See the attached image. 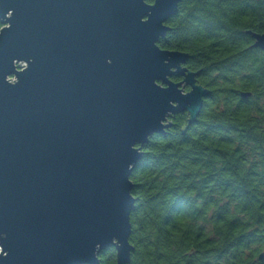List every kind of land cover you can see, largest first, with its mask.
<instances>
[{
  "label": "water",
  "instance_id": "water-1",
  "mask_svg": "<svg viewBox=\"0 0 264 264\" xmlns=\"http://www.w3.org/2000/svg\"><path fill=\"white\" fill-rule=\"evenodd\" d=\"M181 1L0 0V264L131 262L132 171L210 94L159 45Z\"/></svg>",
  "mask_w": 264,
  "mask_h": 264
},
{
  "label": "trees",
  "instance_id": "trees-1",
  "mask_svg": "<svg viewBox=\"0 0 264 264\" xmlns=\"http://www.w3.org/2000/svg\"><path fill=\"white\" fill-rule=\"evenodd\" d=\"M167 25L160 47L188 52L210 94L132 171L129 264H264V50L247 34L264 33V0H182ZM99 257L116 264L115 247Z\"/></svg>",
  "mask_w": 264,
  "mask_h": 264
},
{
  "label": "flooded vegetation",
  "instance_id": "flooded-vegetation-1",
  "mask_svg": "<svg viewBox=\"0 0 264 264\" xmlns=\"http://www.w3.org/2000/svg\"><path fill=\"white\" fill-rule=\"evenodd\" d=\"M171 19V18H170ZM169 19V20H170ZM168 20V21H169ZM168 23V22H167ZM261 33V32H260ZM248 34V33H247ZM249 35H251V34H249ZM251 37H252V35H251ZM252 39H253V41L252 42H254L255 41V39L252 37ZM170 50H176V49H170ZM182 51V50H181ZM186 52V51H185ZM189 59L190 58H188L187 59V61L185 62V63H183V66H185V67H187L188 68V62H189ZM198 77H199V74H198V76H197V82L199 81L198 80ZM170 78L172 79V80H174V81H176V82H179V81H182L183 79H184V76L183 75H180L179 73L177 74V73H174L172 76H170ZM181 88H183V90H185V91H188L189 89H190V86L188 85V84H186L185 82L184 83H182L181 84ZM181 113V112H180ZM187 113V112H186ZM176 115V114H175ZM174 115V116H175ZM187 115H188V113H187ZM170 120H172V117H170L169 118Z\"/></svg>",
  "mask_w": 264,
  "mask_h": 264
}]
</instances>
